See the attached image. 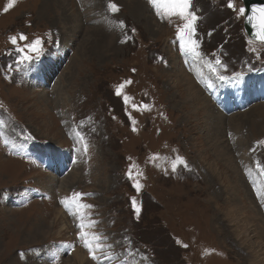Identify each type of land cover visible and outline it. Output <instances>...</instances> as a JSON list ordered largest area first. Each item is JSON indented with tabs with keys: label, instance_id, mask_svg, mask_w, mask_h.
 Returning <instances> with one entry per match:
<instances>
[{
	"label": "rangeland",
	"instance_id": "1",
	"mask_svg": "<svg viewBox=\"0 0 264 264\" xmlns=\"http://www.w3.org/2000/svg\"><path fill=\"white\" fill-rule=\"evenodd\" d=\"M7 1L0 0V264H100L79 236V215L61 202L73 193L91 194L84 202L94 207L73 212L96 221L86 230L104 238L112 256L104 264H251L237 233L248 223L253 247L264 243V207L249 197L264 191V42L248 36L243 0L235 8L192 0L199 56L177 35L184 20L149 0H20L17 9ZM44 2L50 15L39 13ZM84 2L115 17H104L98 34L71 27ZM20 33L28 37L21 45L37 37L43 45L17 69L10 37ZM61 154L67 166L46 169L51 157V169L62 165ZM177 156L188 166L173 171ZM133 164L142 175L130 179ZM71 175L61 194L57 179ZM56 212L52 235L27 238L38 222L52 229Z\"/></svg>",
	"mask_w": 264,
	"mask_h": 264
},
{
	"label": "snow or ice",
	"instance_id": "2",
	"mask_svg": "<svg viewBox=\"0 0 264 264\" xmlns=\"http://www.w3.org/2000/svg\"><path fill=\"white\" fill-rule=\"evenodd\" d=\"M149 2L158 9V11L162 12L167 16H179L184 20L182 26H179L177 29V35L180 40L184 41V48L186 51H189L196 56H199L200 53L197 51L198 43L193 39L196 32V21L198 17L195 12L191 10L192 0H149ZM11 6V5H10ZM230 8H235V0H229ZM109 7L111 11L116 12L119 10L118 5L115 3H110ZM239 14L245 15L246 9L244 7L239 8ZM248 22L251 23L252 28L255 30V37L264 42V6H253L251 9V14L247 17ZM123 24V22H121ZM134 31V29H133ZM49 38H51V34L49 33ZM28 37L24 33H20L19 36L10 37L11 43L16 46V52L18 53L16 59V67L17 69L25 63H30L34 58H39V55L42 51L43 40L40 37L35 38L30 43L20 44V41H27ZM35 53L34 57L32 54ZM219 63V61H217ZM12 68V65H9V69ZM224 79V77H221ZM131 81H125L120 84L116 90L117 95H121L122 91L126 84H130ZM125 103L130 101L129 96H123ZM133 108L139 109L143 108L145 110H150V106L147 104L144 105H132ZM135 130V129H134ZM262 143V142H257ZM85 150H87V145L85 144ZM255 151V149H253ZM156 156H153L152 159H156ZM179 165H183L187 167V161L180 156H177L175 160L172 161L171 167L173 171H176ZM259 167V164L257 165ZM136 167L135 164L130 165L129 171L127 175L130 179L139 177L142 175L140 172L133 173V169ZM264 170V169H262ZM134 187L139 190L142 185L139 179H135ZM87 195H91L89 193H73L70 197H65L61 202L64 206L74 215H79L80 224L79 227L81 231L79 232V236L84 240L85 247L88 248L90 255L94 260H99L100 264H104L105 261L111 260L112 256L105 251V244L102 242L103 237L101 234L97 232H89L86 229L89 227H93L96 224V221L89 219L88 223H84V213L83 212H73V209H90L94 207L93 205L87 204L84 202V197ZM132 204L135 208L137 214L140 212V207L136 202L135 197L132 198ZM110 248L111 246H107ZM100 253L98 255L97 253Z\"/></svg>",
	"mask_w": 264,
	"mask_h": 264
},
{
	"label": "bare ground",
	"instance_id": "3",
	"mask_svg": "<svg viewBox=\"0 0 264 264\" xmlns=\"http://www.w3.org/2000/svg\"><path fill=\"white\" fill-rule=\"evenodd\" d=\"M3 1V0H2ZM19 2L16 4V8L20 7L21 5V1L18 0ZM50 1V0H49ZM105 1V0H104ZM47 3L44 2V6L42 9H40L39 13L42 15H50L52 11H50V7L48 5H46ZM119 4H124V6H126V3L124 1H120ZM135 5H140V2H138V4L134 3ZM82 9L78 10L73 21L71 24V27H73L74 31L75 29H82L85 28L86 30H94L95 34H98L97 32V28L96 26H99V24H102L104 21V17H111L113 15H110L109 12H105L103 11L100 15V13L94 8L92 7L88 2H84L82 3ZM121 6V5H120ZM122 7V6H121ZM124 8V7H123ZM12 9L14 8H10L11 12L9 14H7L6 16L8 17L9 15H13L14 12H12ZM139 9V16H141V14L143 13V9L141 7H138ZM19 10V9H18ZM122 10V9H121ZM20 11V10H19ZM112 14V13H111ZM16 16V15H15ZM114 17V16H113ZM115 18V17H114ZM18 19V18H17ZM120 19V18H118ZM128 20V19H127ZM126 20V21H127ZM108 21V20H107ZM135 21V20H134ZM131 24V23H130ZM120 25V24H119ZM86 26V27H85ZM115 26V25H114ZM131 26V25H130ZM3 27V26H2ZM11 27V26H10ZM116 27V26H115ZM13 29V28H12ZM20 29V28H19ZM112 29V28H111ZM115 29V28H114ZM19 31V30H17ZM101 31V30H100ZM117 33L115 35H110V41L106 42V48L108 47L107 51L110 52L111 50H115L114 46L116 44V40L115 38H117L116 36L119 35L118 34V29L116 28ZM127 31V30H126ZM103 33L106 32V29H104L102 31ZM90 35L91 31L87 32L86 35ZM85 35V33H84ZM85 35V36H86ZM88 38H86L85 40H87ZM118 42V41H117ZM119 44V43H118ZM230 97V95H223L221 96V98L223 99V101H228V98ZM231 103V102H230ZM228 103H225V105H227ZM231 106V104H230ZM228 138L223 139V142H227ZM75 172V171H74ZM74 175L69 176L68 178H64V179H57L58 183L60 184L59 187V192L62 194L66 193L69 189V187H71V184L73 183L74 179L73 178ZM70 195V194H69ZM256 195L258 196L257 198H255L254 193L251 194L249 197L252 200H256V202L259 204L260 207H264V191H260L259 189L256 190ZM60 196V195H59ZM56 198V197H55ZM54 198V199H55ZM58 200V199H57ZM63 200V198H62ZM58 204V203H57ZM27 208V207H26ZM29 211V210H28ZM37 211V210H36ZM35 211V212H36ZM59 211V210H58ZM61 211V210H60ZM55 213V212H54ZM59 214V213H58ZM58 214L56 212V216H54V221H53V225H52V229L51 227H46V223L42 224V223H36V227H32L29 229V233L27 238H32L34 241H37L38 239H40L43 234L44 237L46 238V236H50L52 235L51 230L53 229H58L59 228V224L61 222V219L58 217ZM17 216V215H16ZM48 216V215H47ZM34 217V216H33ZM49 219V218H48ZM27 220V219H26ZM29 224V223H28ZM32 224V223H31ZM50 234V235H49ZM37 235V236H36ZM256 235L255 230L252 228V225H249L248 223L243 224L241 226V229L238 230L237 233V238L240 240V242L243 245H246L247 248V253H248V259L250 261L251 264H264V243H260V245L257 246V248L253 247V241L252 238Z\"/></svg>",
	"mask_w": 264,
	"mask_h": 264
},
{
	"label": "water",
	"instance_id": "4",
	"mask_svg": "<svg viewBox=\"0 0 264 264\" xmlns=\"http://www.w3.org/2000/svg\"><path fill=\"white\" fill-rule=\"evenodd\" d=\"M243 2L246 7V13L244 17V26H245L246 32L252 40L261 42L255 37V30L252 28L251 23L248 22L247 17L248 15L251 14V9L253 6H264V0H243Z\"/></svg>",
	"mask_w": 264,
	"mask_h": 264
}]
</instances>
